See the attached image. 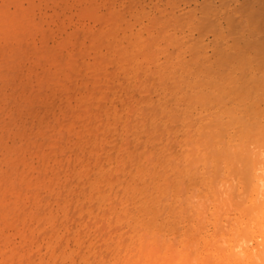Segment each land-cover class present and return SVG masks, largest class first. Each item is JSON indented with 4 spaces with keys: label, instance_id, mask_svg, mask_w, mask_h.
Listing matches in <instances>:
<instances>
[{
    "label": "clouds",
    "instance_id": "clouds-1",
    "mask_svg": "<svg viewBox=\"0 0 264 264\" xmlns=\"http://www.w3.org/2000/svg\"><path fill=\"white\" fill-rule=\"evenodd\" d=\"M213 13V0L107 10L123 47L143 53L131 77L151 76L140 91L155 100L126 123L119 178L75 247L54 221L40 244L44 229L30 239L21 228L0 247V257L11 252L0 264H264V52L229 44Z\"/></svg>",
    "mask_w": 264,
    "mask_h": 264
},
{
    "label": "bare ground",
    "instance_id": "bare-ground-1",
    "mask_svg": "<svg viewBox=\"0 0 264 264\" xmlns=\"http://www.w3.org/2000/svg\"><path fill=\"white\" fill-rule=\"evenodd\" d=\"M51 1L53 12L37 17L36 0H0V238H7L0 247L21 228L30 239L31 229H44L35 237L40 244L53 234L46 227L53 221L75 247L76 230L91 226L97 198L119 178L126 123L139 105L147 111L155 100L153 89L140 91L151 76L131 77L143 53L123 47L120 21L107 15L114 5L142 9L155 0ZM213 6L211 26L224 40L264 52V0H213ZM46 17L56 27L44 26ZM47 251L44 244L30 259Z\"/></svg>",
    "mask_w": 264,
    "mask_h": 264
},
{
    "label": "rangeland",
    "instance_id": "rangeland-1",
    "mask_svg": "<svg viewBox=\"0 0 264 264\" xmlns=\"http://www.w3.org/2000/svg\"><path fill=\"white\" fill-rule=\"evenodd\" d=\"M45 1V3H43V2ZM48 1V0H47ZM42 3L41 4V6H39V8H40V10L38 9V7L36 8V10H35V15L37 16V17H39L40 15H41V13H42V11H44V12H48V13H52L53 12V10H51L50 8L51 7H53L54 6V2L52 3V1H51V3L50 4H48V2L46 3V0H36V3ZM28 4V2H25V4ZM26 4V5H27ZM53 4V5H52ZM38 5V4H37ZM42 5H44V6H42ZM47 5H49V6H47ZM46 6V7H45ZM41 7H43V8H41ZM11 8L12 9H14L15 8V5L13 4V5H11ZM44 9V10H43ZM51 10V11H50ZM36 11H37V13H36ZM39 11V12H38ZM47 18V17H46ZM43 18L42 20H40L41 22L43 21V24H44V26H48L47 24H49V26H54V27H56V22H57V20L55 19H52V18ZM37 19V18H36ZM51 19V20H50ZM38 20V19H37ZM47 22V23H46ZM49 22V23H48ZM52 23H53V25H52ZM58 23V22H57ZM55 24V25H54ZM12 232H13V229L11 230ZM15 235V234H14ZM17 239H19V237H17Z\"/></svg>",
    "mask_w": 264,
    "mask_h": 264
}]
</instances>
